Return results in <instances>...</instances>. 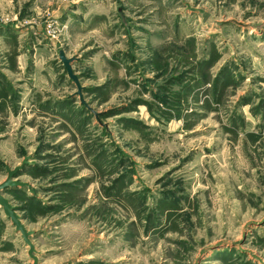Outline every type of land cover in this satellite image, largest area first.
<instances>
[{"label": "rangeland", "instance_id": "1", "mask_svg": "<svg viewBox=\"0 0 264 264\" xmlns=\"http://www.w3.org/2000/svg\"><path fill=\"white\" fill-rule=\"evenodd\" d=\"M15 169L0 264H264V0H0Z\"/></svg>", "mask_w": 264, "mask_h": 264}, {"label": "water", "instance_id": "2", "mask_svg": "<svg viewBox=\"0 0 264 264\" xmlns=\"http://www.w3.org/2000/svg\"><path fill=\"white\" fill-rule=\"evenodd\" d=\"M59 57L63 61L65 67L67 68V72L70 78L73 79V81L76 83L77 88H78V94L81 97V101L85 103L84 98L82 96V86L79 82L78 76L74 74L73 69H72V60L73 58H68L63 50L59 51ZM86 104V103H85ZM18 170H9L8 178L5 182L0 184V205L3 207L5 210L6 214L11 218L13 223L16 225V228L22 232L25 240L27 243L30 245V254L34 256L33 251L34 247L31 243V240L29 239V236L31 235V232L27 231L25 226L23 225L21 219L19 218L16 210L13 208L12 204L3 196L2 191L5 190L6 187L8 186H15V185H27L23 182L19 181H14L12 180L13 175L17 172Z\"/></svg>", "mask_w": 264, "mask_h": 264}]
</instances>
